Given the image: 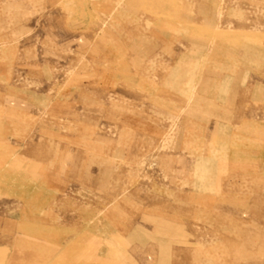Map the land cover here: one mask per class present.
<instances>
[{
	"label": "rangeland",
	"instance_id": "rangeland-1",
	"mask_svg": "<svg viewBox=\"0 0 264 264\" xmlns=\"http://www.w3.org/2000/svg\"><path fill=\"white\" fill-rule=\"evenodd\" d=\"M0 264H264V0H0Z\"/></svg>",
	"mask_w": 264,
	"mask_h": 264
},
{
	"label": "bare ground",
	"instance_id": "bare-ground-1",
	"mask_svg": "<svg viewBox=\"0 0 264 264\" xmlns=\"http://www.w3.org/2000/svg\"><path fill=\"white\" fill-rule=\"evenodd\" d=\"M180 77V76H179ZM183 77V76H182Z\"/></svg>",
	"mask_w": 264,
	"mask_h": 264
}]
</instances>
